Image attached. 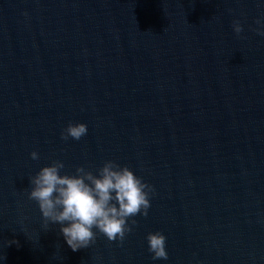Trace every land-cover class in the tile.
<instances>
[{"label": "clouds", "instance_id": "1", "mask_svg": "<svg viewBox=\"0 0 264 264\" xmlns=\"http://www.w3.org/2000/svg\"><path fill=\"white\" fill-rule=\"evenodd\" d=\"M255 23L259 27L254 31L264 36V13ZM232 27L238 36L243 31L239 20H234ZM87 132L86 124L69 123L61 138L80 140ZM30 156L39 159L36 151ZM64 168L62 161L54 160L30 177L28 199L37 203L46 228L50 224L61 226L60 232L72 251L93 245L97 232L108 241L123 242L133 230L129 219L148 216L153 189L129 167L107 160L96 173L78 166L73 174H68L62 172ZM136 223L131 220L132 225ZM146 239L153 260L168 259L165 235L150 232Z\"/></svg>", "mask_w": 264, "mask_h": 264}]
</instances>
